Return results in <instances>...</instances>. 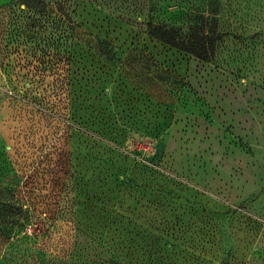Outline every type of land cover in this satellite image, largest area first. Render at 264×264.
<instances>
[{
  "label": "rangeland",
  "instance_id": "374dc122",
  "mask_svg": "<svg viewBox=\"0 0 264 264\" xmlns=\"http://www.w3.org/2000/svg\"><path fill=\"white\" fill-rule=\"evenodd\" d=\"M9 182L0 264H264V0H0Z\"/></svg>",
  "mask_w": 264,
  "mask_h": 264
},
{
  "label": "trees",
  "instance_id": "16d2710c",
  "mask_svg": "<svg viewBox=\"0 0 264 264\" xmlns=\"http://www.w3.org/2000/svg\"><path fill=\"white\" fill-rule=\"evenodd\" d=\"M27 7H32V3L43 5V0H20ZM41 11V10H40ZM148 33L160 42L179 48L202 60L209 57V42L200 46H194L193 39L180 34L178 29L163 23H147ZM207 38H205L206 40ZM208 40V39H207ZM13 182H9L5 187L0 186V233L4 236H11L27 223L31 222L21 210L19 202L15 200Z\"/></svg>",
  "mask_w": 264,
  "mask_h": 264
}]
</instances>
